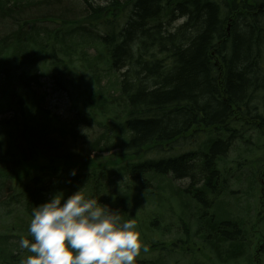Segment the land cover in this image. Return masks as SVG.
Returning <instances> with one entry per match:
<instances>
[{
  "label": "trees",
  "instance_id": "obj_1",
  "mask_svg": "<svg viewBox=\"0 0 264 264\" xmlns=\"http://www.w3.org/2000/svg\"><path fill=\"white\" fill-rule=\"evenodd\" d=\"M49 1L58 6L64 0ZM78 1L86 7L82 20L62 23L72 27L81 44H96L107 54V70L116 76L117 97L105 98L98 80L96 84L89 82L84 106L77 101L72 105L76 118L62 122L33 103L30 95L34 93L30 90L37 84L38 75L23 73L17 77L21 86L13 95L20 98L14 104L10 96L7 102V110H14V116L0 121V193L12 192L5 206L0 207L7 231L17 227L20 214L30 220L34 207L56 192L70 195L79 181L80 186L91 185L88 195L97 198L99 180L107 177L108 170L130 173L138 192L149 190L152 180L171 175L190 181L180 196L185 198L183 203L176 207V220L162 211L142 220L143 207L140 210L124 200L126 195L132 193L134 198L138 193L131 190H122L123 195L111 194L108 199L114 201V207L110 208L118 209L122 219H134L138 230L140 223H148L144 228L164 234L175 230V234L181 232L186 239L192 238L200 246V254L196 260L187 258L185 264H239L240 260L252 264L246 224L237 219L222 221L210 209L221 196L233 193L231 182L235 178L229 174L232 169H226L225 160L237 142L245 146L246 152L259 151L264 157V146H252V139L244 136L246 129L255 128L257 139L264 140V0H107L103 6H95L90 0ZM0 3L9 6L3 0ZM18 4L19 0L8 12L16 13L11 8ZM1 9L0 13L5 12ZM8 12L5 18H10L17 30L11 37L0 39V53L5 52L2 60L7 65L12 64L9 56L16 66V54L26 49L21 30L35 19L20 25V20ZM176 21L181 22L176 25ZM57 37L50 45V35L46 34L42 50L52 59L54 85L67 91L78 67L72 60L58 57L60 52L66 55L68 46ZM31 43L35 41L31 39ZM88 67L93 69L91 63ZM105 108L111 116V124L105 128H117L120 136L115 144L107 145L103 140L91 146L92 151L101 152L116 148L113 157L118 162L111 166L117 169L100 166L97 162L101 159L89 156L73 160L72 155L49 154L62 147L53 134L63 136L76 132L79 126L96 124V114H105ZM17 142L23 144V149ZM180 147L183 150L179 151ZM153 152L154 157H150ZM262 161L256 159L251 164L259 167ZM71 169L77 170L75 176H69ZM247 179L254 181L250 175L244 181ZM10 204L23 207H6ZM187 204L189 207H185ZM169 212L176 214L172 209ZM24 219L20 221L24 228L19 232L0 235V264H20L24 257L25 250L18 244L21 236H29ZM148 243L143 242L139 256L148 251L162 252L160 242ZM207 254L212 260L205 259ZM185 255L180 253L181 257ZM137 264L155 262L144 259Z\"/></svg>",
  "mask_w": 264,
  "mask_h": 264
},
{
  "label": "rangeland",
  "instance_id": "obj_2",
  "mask_svg": "<svg viewBox=\"0 0 264 264\" xmlns=\"http://www.w3.org/2000/svg\"><path fill=\"white\" fill-rule=\"evenodd\" d=\"M3 1L9 6L6 8L0 3V7L3 8L1 10H5V12L0 13V39L5 36L11 37L10 34L17 30V27H13L11 24V19L5 18L9 7H11L17 0ZM90 1L95 6H103L107 3V0ZM119 1L124 2L125 0ZM52 3L54 2L49 0H19L18 6L11 8L12 11L14 10V12H17H8L9 15H13L12 17L20 20V25L23 24L24 21H32V19H35L34 22L36 23L30 22L26 24L27 26H23V29L21 30L25 37L23 40L26 42L23 41V44L26 46V49L25 51L16 54L19 64L15 66L14 59H10L8 56V60L12 61V64L7 65V63L2 60L5 52L0 53V107H4L2 112H0V121L12 119L14 116V110H7V102L10 99V96L13 97L14 102H12L14 104L20 98V96L13 95V93H16L18 86H21L17 82V77L23 73L25 75L32 73L38 75L37 84L31 85L30 90L34 93V95H30L33 98V103L39 104L43 110L52 113L62 122L76 118L77 112L72 105L77 101L81 106H84L83 103L87 97V95L84 94V91L89 82L96 84L98 80L97 84H99L104 90L105 98L110 99V97H117L114 93L116 76L107 70V54H105V52L96 44H81L78 39L80 36L77 33H72V27L62 23V20L81 21L84 13L86 14L85 5L78 0H64L58 6H52ZM181 21H177L175 24H178ZM31 29L36 31H31ZM46 34L50 35V38L47 41L50 45L54 43V37L56 35L58 36L57 39L59 41L63 39L64 43H67L68 50H66V55L60 52L61 55L58 57L72 60L74 66L78 67V71L74 70L72 73L73 85L68 87L67 91L59 90L54 85L53 77L51 76L52 59H50V54L44 53L42 50L44 44H46ZM30 38L35 41V44L31 43ZM75 43L77 45H75ZM2 62L5 64H2ZM88 63L93 65L92 70L89 69ZM107 111H109V108H105V114H96V124L93 123L90 126H79V130L77 129L76 132L65 133L63 136L59 133L53 134L55 142L62 144V147L59 149L60 151L58 149L51 150L49 154L53 157L57 154H60V157L72 155L73 160H81L89 156L92 159H101L97 162L100 166L104 165L108 166V169H117L114 168V166H111L118 162L116 161L118 158L113 157V155L118 152L116 148L110 150V152H101L92 151L91 146L93 142L101 141V143H103V140L107 145H110L117 141V138L120 136V132L117 128H110V125H108L109 128H105L107 127L105 126L106 124H111V122H109L111 121V116H107ZM114 129L115 131L113 132ZM244 136L252 139V146H256L257 143L260 147L264 146V140L261 141L257 139L258 134L255 128L249 130L246 129ZM17 144L20 149H23V144H21V142H17ZM240 144L241 142L235 144V149H238L228 152L229 154L225 160L226 169H232L229 174L235 178L231 182V189L234 191L233 195L227 194L226 197L219 198L216 206L212 209V214H217V217L220 219H237L246 224L245 226L250 235L249 254L252 259V264H264V229L260 223V219H264V157L259 155V151L246 152V150H244L245 146ZM178 150H183V148ZM154 155L155 153L153 152L150 154V157H154ZM162 156L166 157L169 156V154H163ZM103 158H106V160L103 161ZM256 159L263 160L259 164V167L255 164H251V162L254 163V160ZM101 161L103 162L101 163ZM239 163L241 164L240 166H238ZM245 163L246 165H243ZM106 173L107 177L99 180L101 185L97 199H100L102 204L114 207V201L112 204L109 202L108 198L111 194L115 193L123 195L124 193L122 190H131L134 193L138 192V190L135 189V182L132 180L130 173L115 170H108ZM247 175L253 176L255 182L248 179L244 181V178L247 177ZM189 182V179H174L171 175L160 176L158 179L156 178L151 181L152 186L149 190L146 192L139 191L138 193H135V195L133 194L134 198L131 195L132 193L126 195L124 200L125 202L128 201L131 204L130 206L138 207L140 210V207H143L144 216L142 215V220L146 219L147 221L149 218H154L155 215H158L156 211H162V213L166 212L164 216L176 220V218H178V209L176 207H180V203H183L184 201L182 197H180L183 193L181 192V194H179V191L186 189ZM80 185L81 182L79 181L70 192L72 193L79 187L84 186L85 193H90L91 185ZM249 187H253V190L249 191ZM150 192L154 194L152 195ZM10 193H12L11 190L10 192L5 190L0 193V207L5 206L3 203ZM220 204L221 207H219ZM6 207L23 206L10 204ZM190 207L193 206L190 205ZM170 209L175 210L176 214L169 212ZM192 212L193 209L190 213ZM2 213L3 211L0 210V235L8 236L11 234L10 232H19V228H24L21 227L23 225H20V221L24 219L23 214H20V219L18 218L16 222L17 227L13 228V231H7L9 227H7L8 224L2 220ZM15 216H17V214H15ZM25 221H27L28 224L30 222V220L27 219H24V222ZM11 222L12 219L9 221V225ZM140 224L141 228L139 227L140 230L138 231L142 242L147 241L149 242V245H155V243L160 242L163 249L161 253H159V251H148V253L138 256V262H142L144 259H151L155 264H185L187 258L189 260L198 259L200 246L194 244L195 241L192 238L186 239L178 232L175 234V230L170 234H164L160 230L154 231L152 229L144 228L148 223ZM189 225L191 227V232H194L193 224L190 223ZM141 232L143 234H141ZM14 241H16V238ZM180 253L186 255L181 257ZM208 258L212 260L211 256L208 255L206 257L205 255V259ZM239 264H243L242 260L239 261Z\"/></svg>",
  "mask_w": 264,
  "mask_h": 264
},
{
  "label": "clouds",
  "instance_id": "obj_3",
  "mask_svg": "<svg viewBox=\"0 0 264 264\" xmlns=\"http://www.w3.org/2000/svg\"><path fill=\"white\" fill-rule=\"evenodd\" d=\"M71 169L69 176H75ZM20 264H137L143 247L134 219L88 195L84 186L70 195L56 192L34 207Z\"/></svg>",
  "mask_w": 264,
  "mask_h": 264
},
{
  "label": "flooded vegetation",
  "instance_id": "obj_4",
  "mask_svg": "<svg viewBox=\"0 0 264 264\" xmlns=\"http://www.w3.org/2000/svg\"><path fill=\"white\" fill-rule=\"evenodd\" d=\"M211 210H212V208L210 209V211H211ZM212 215L215 216V214H212ZM222 221H228V218H226V219H223V218H222ZM260 223H261V226L263 227V220L260 219ZM224 224H226V223H224ZM260 249H261V247H260ZM259 264H261V263H259Z\"/></svg>",
  "mask_w": 264,
  "mask_h": 264
}]
</instances>
